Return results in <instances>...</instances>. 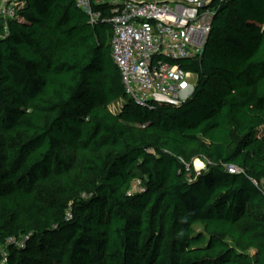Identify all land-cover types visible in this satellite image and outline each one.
Segmentation results:
<instances>
[{
  "label": "trees",
  "instance_id": "16d2710c",
  "mask_svg": "<svg viewBox=\"0 0 264 264\" xmlns=\"http://www.w3.org/2000/svg\"><path fill=\"white\" fill-rule=\"evenodd\" d=\"M23 1L0 22V264H264V0L214 1L202 55L169 60L196 76L180 105L127 95L115 6Z\"/></svg>",
  "mask_w": 264,
  "mask_h": 264
},
{
  "label": "built area",
  "instance_id": "2783aa9c",
  "mask_svg": "<svg viewBox=\"0 0 264 264\" xmlns=\"http://www.w3.org/2000/svg\"><path fill=\"white\" fill-rule=\"evenodd\" d=\"M215 0H76L95 24L94 7L115 6L111 53L125 91L138 104L151 100L180 105L194 92V74L169 60L202 55L215 13ZM23 0H1L0 22L18 18ZM204 4L206 7L201 8ZM231 172H240L235 167Z\"/></svg>",
  "mask_w": 264,
  "mask_h": 264
},
{
  "label": "rangeland",
  "instance_id": "374dc122",
  "mask_svg": "<svg viewBox=\"0 0 264 264\" xmlns=\"http://www.w3.org/2000/svg\"><path fill=\"white\" fill-rule=\"evenodd\" d=\"M192 81H193V83L196 82V76L193 77ZM124 102H125L124 99H119V100H117L116 102H114L113 104L110 105V109L112 111H114V112H119L121 110ZM261 133H264V127L261 128ZM208 163H209V161L206 160V159L196 158L193 161V167H194L195 171L201 172V171H204L207 168ZM140 190L142 191L143 187L141 186V183L136 182L135 185H134V188H133V192L140 191ZM197 228L201 229V226L198 225Z\"/></svg>",
  "mask_w": 264,
  "mask_h": 264
},
{
  "label": "water",
  "instance_id": "95a60500",
  "mask_svg": "<svg viewBox=\"0 0 264 264\" xmlns=\"http://www.w3.org/2000/svg\"><path fill=\"white\" fill-rule=\"evenodd\" d=\"M205 7H206V5H204V4L201 5V8H202V9H204Z\"/></svg>",
  "mask_w": 264,
  "mask_h": 264
}]
</instances>
